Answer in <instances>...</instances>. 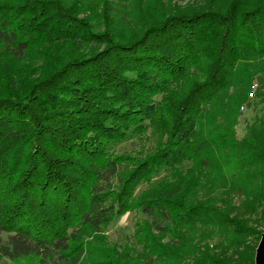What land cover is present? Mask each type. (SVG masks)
I'll return each instance as SVG.
<instances>
[{"label": "trees", "instance_id": "trees-1", "mask_svg": "<svg viewBox=\"0 0 264 264\" xmlns=\"http://www.w3.org/2000/svg\"><path fill=\"white\" fill-rule=\"evenodd\" d=\"M0 45L31 60L0 92V259L254 264L264 0H0ZM154 123L152 151L112 150ZM131 209L133 242H109Z\"/></svg>", "mask_w": 264, "mask_h": 264}, {"label": "rangeland", "instance_id": "rangeland-1", "mask_svg": "<svg viewBox=\"0 0 264 264\" xmlns=\"http://www.w3.org/2000/svg\"><path fill=\"white\" fill-rule=\"evenodd\" d=\"M31 64L29 58L23 59H13L8 56V54L2 49L0 45V92L8 91L11 86H15L17 83L18 77L24 75ZM257 84L256 92L260 90L264 91V77L258 76L253 81ZM256 95V94H255ZM255 97V96H254ZM254 97L251 99L253 100ZM259 107H264V98L261 99ZM241 115L239 117V123L237 126V133L239 136L244 134L245 123L252 119L253 115L259 110L251 105L249 107H244L240 109ZM160 124L154 123V126L149 128L145 133L141 135L134 136L126 141L115 144L112 146V150L118 154L120 153H129L132 155L140 154L139 152L144 153L152 151L156 147L158 129ZM164 176V173L158 174L155 178L151 180H161ZM146 184H141L136 193H139L141 190L146 188ZM145 216L140 214L135 209H131L123 213L122 215L116 217L113 222L105 228V235L109 242L121 244L125 241L133 242L134 233L136 231V224L142 223ZM138 248L139 246L136 245ZM0 264H38V260L35 257H27L19 260H8L0 259Z\"/></svg>", "mask_w": 264, "mask_h": 264}, {"label": "water", "instance_id": "water-1", "mask_svg": "<svg viewBox=\"0 0 264 264\" xmlns=\"http://www.w3.org/2000/svg\"><path fill=\"white\" fill-rule=\"evenodd\" d=\"M254 264H264V232L261 233L255 248Z\"/></svg>", "mask_w": 264, "mask_h": 264}, {"label": "built area", "instance_id": "built-area-1", "mask_svg": "<svg viewBox=\"0 0 264 264\" xmlns=\"http://www.w3.org/2000/svg\"><path fill=\"white\" fill-rule=\"evenodd\" d=\"M256 87H257V84H256L255 82L252 83L251 88H250V91H249V93H248V97H249V98H253V97L255 96V94H256ZM240 109H241V110L244 109V106L242 105V106L240 107Z\"/></svg>", "mask_w": 264, "mask_h": 264}]
</instances>
